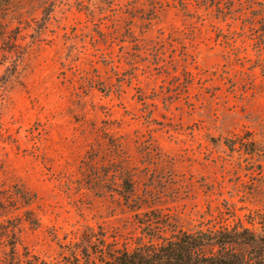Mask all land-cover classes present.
Returning a JSON list of instances; mask_svg holds the SVG:
<instances>
[{"label": "rangeland", "instance_id": "rangeland-1", "mask_svg": "<svg viewBox=\"0 0 264 264\" xmlns=\"http://www.w3.org/2000/svg\"><path fill=\"white\" fill-rule=\"evenodd\" d=\"M223 228L264 235V0H0V264Z\"/></svg>", "mask_w": 264, "mask_h": 264}, {"label": "trees", "instance_id": "trees-1", "mask_svg": "<svg viewBox=\"0 0 264 264\" xmlns=\"http://www.w3.org/2000/svg\"><path fill=\"white\" fill-rule=\"evenodd\" d=\"M126 185L131 193L128 180ZM125 198L130 199L128 195ZM102 235L84 232L62 264H254L259 256H252L251 251L247 254L237 246L259 240L264 247V235L258 236L248 228L196 232L179 229L169 237L158 234L162 237L159 242L138 243L133 248L119 247L118 242H109Z\"/></svg>", "mask_w": 264, "mask_h": 264}]
</instances>
